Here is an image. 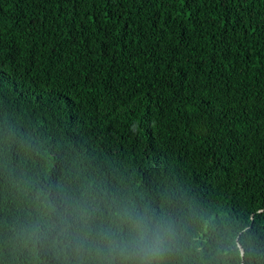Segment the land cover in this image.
I'll return each mask as SVG.
<instances>
[{
    "label": "trees",
    "instance_id": "16d2710c",
    "mask_svg": "<svg viewBox=\"0 0 264 264\" xmlns=\"http://www.w3.org/2000/svg\"><path fill=\"white\" fill-rule=\"evenodd\" d=\"M0 264H264V0H0Z\"/></svg>",
    "mask_w": 264,
    "mask_h": 264
}]
</instances>
